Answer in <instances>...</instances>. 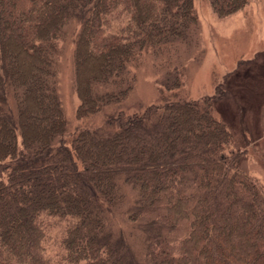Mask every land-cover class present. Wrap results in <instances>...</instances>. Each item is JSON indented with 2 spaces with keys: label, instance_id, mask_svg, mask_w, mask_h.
<instances>
[{
  "label": "trees",
  "instance_id": "obj_1",
  "mask_svg": "<svg viewBox=\"0 0 264 264\" xmlns=\"http://www.w3.org/2000/svg\"><path fill=\"white\" fill-rule=\"evenodd\" d=\"M207 1L226 17L251 0ZM71 24L77 119L120 103L148 52L178 69L157 104L68 133L54 60ZM197 31L192 0H0V264H264V185L214 113L226 78L211 96L180 93ZM125 187L132 246L106 229Z\"/></svg>",
  "mask_w": 264,
  "mask_h": 264
},
{
  "label": "rangeland",
  "instance_id": "obj_2",
  "mask_svg": "<svg viewBox=\"0 0 264 264\" xmlns=\"http://www.w3.org/2000/svg\"><path fill=\"white\" fill-rule=\"evenodd\" d=\"M192 2L197 17L198 42L192 48V54H188L183 61L179 75L180 93L193 100L211 96L216 85L223 83L226 78L224 97L215 102L214 113L227 124L232 136V147L243 152L241 169L264 185V0H251L242 10L226 17L217 16L207 0ZM76 29L75 24L68 27L65 39L58 44L59 53L54 60L56 94L67 122L68 133L81 127L101 126L106 116L114 113H138L149 105L157 104L160 99L161 79L177 68L167 67L168 61L163 60L164 65L161 64L160 56L148 52L139 55L137 62L128 68L132 79L126 80L130 82V88L120 103L107 106L91 117L77 119L79 100L74 86L72 44L73 30ZM85 66H88L87 62ZM86 75L89 77V74ZM25 78L26 82H30V78ZM113 85L108 89L116 88ZM36 89L39 92L44 91L40 86L34 91ZM94 90L96 92L98 87ZM34 99L36 103H26L29 104L27 108L30 114L37 112L34 104H38L39 100L37 101L36 95ZM43 99L44 96L40 97L41 103ZM198 128L204 130L202 124ZM19 145L21 146L20 138ZM125 188L126 203L116 214L110 210L111 219L107 218L106 229L112 235L113 231L124 232L128 237L126 242L132 246L131 239L136 244L141 234L135 230L130 233V223L124 212L128 210L126 204L133 201L134 193ZM58 190L62 195L60 198L65 200L64 193L75 191V188L66 183ZM43 191L46 192L45 189Z\"/></svg>",
  "mask_w": 264,
  "mask_h": 264
}]
</instances>
